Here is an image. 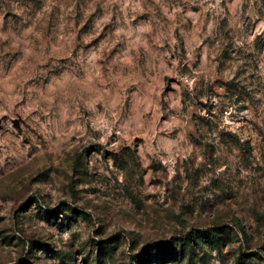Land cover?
<instances>
[{"label":"rangeland","instance_id":"1","mask_svg":"<svg viewBox=\"0 0 264 264\" xmlns=\"http://www.w3.org/2000/svg\"><path fill=\"white\" fill-rule=\"evenodd\" d=\"M0 264H264V0H0Z\"/></svg>","mask_w":264,"mask_h":264}]
</instances>
